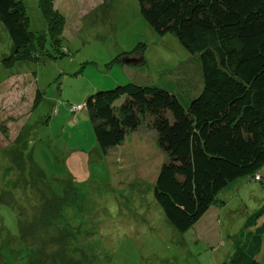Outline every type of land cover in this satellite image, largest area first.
I'll list each match as a JSON object with an SVG mask.
<instances>
[{"label":"rangeland","instance_id":"1","mask_svg":"<svg viewBox=\"0 0 264 264\" xmlns=\"http://www.w3.org/2000/svg\"><path fill=\"white\" fill-rule=\"evenodd\" d=\"M22 1L47 56L7 68L14 48L0 20V264H71L64 256L76 258L72 264H226L233 239L264 209V167L260 180L241 178L219 194L211 226L180 233L155 199L166 156L153 131L142 129L106 155L87 110L70 111L127 83L176 95L182 87L190 102L203 90L199 55L171 33L158 35L138 0H52L65 22L57 40L40 0ZM140 44L143 63H123ZM36 90L44 96L37 105Z\"/></svg>","mask_w":264,"mask_h":264},{"label":"trees","instance_id":"2","mask_svg":"<svg viewBox=\"0 0 264 264\" xmlns=\"http://www.w3.org/2000/svg\"><path fill=\"white\" fill-rule=\"evenodd\" d=\"M138 1L142 17L158 35L171 33L190 54L199 55L203 90L188 102L182 87L176 95L159 86L127 83L91 95L84 103L85 110L106 155L144 128L155 132L156 143L166 156L156 181L155 199L169 223L186 233L220 203L219 194L229 185L249 176L261 179L264 0ZM39 7L57 40L65 24L62 16L52 0H40ZM0 20L14 48L3 61L7 68L17 62H45L47 55L35 42L38 39L43 45L44 39L30 31L22 0H0ZM143 49L140 44L123 59L134 58L138 63L133 65H141ZM35 94L37 105L44 96L39 90ZM121 99L124 102L118 105ZM48 185L46 189L51 191ZM64 187L70 193L69 185ZM68 207L59 214L67 217V225ZM263 214L264 209L247 220L233 239L235 251L226 264H263L259 256L264 222L258 225L257 220ZM46 222L55 227L51 220ZM64 242L62 246H66ZM64 257L71 264L76 259Z\"/></svg>","mask_w":264,"mask_h":264},{"label":"crops","instance_id":"3","mask_svg":"<svg viewBox=\"0 0 264 264\" xmlns=\"http://www.w3.org/2000/svg\"><path fill=\"white\" fill-rule=\"evenodd\" d=\"M20 77V76H19ZM19 77H17V78H19ZM124 80H126L125 78H124ZM29 93H30V95H31V92H30V90H29ZM86 102V101H85ZM84 102V103H85ZM79 104H81V103H79ZM36 108V107H35ZM30 119V118H29ZM29 119H28V121H29ZM28 121H27V124H28ZM77 122V121H76ZM78 125L77 126H79V124H80V121L78 120V123H77ZM29 126V125H28ZM147 131V130H146ZM150 132H152L151 130H150ZM139 133V132H138ZM138 133L136 132V133H134V134H132L131 136H129L128 137V139H127V141H129V142H131L132 143V141H131V139L132 138H134L135 136L134 135H138ZM153 136H156V134H155V132L153 133H151ZM121 147V146H120ZM119 147V148H120ZM119 148H116V149H119ZM33 156V155H32ZM35 165H37L38 166V164L35 162ZM39 167V166H38ZM39 169L41 170V168L39 167ZM41 172H42V170H41ZM18 187V186H17ZM212 210V209H211ZM210 210V211H211ZM210 211L199 221V223H197L194 227H195V229L197 228V227H199V225L201 224V227H200V231L202 230V231H204L207 227H209V226H211V223H213V222H215L216 221V218H215V216H214V218H213V215H212V211H211V213H210ZM210 213V214H209Z\"/></svg>","mask_w":264,"mask_h":264},{"label":"built area","instance_id":"4","mask_svg":"<svg viewBox=\"0 0 264 264\" xmlns=\"http://www.w3.org/2000/svg\"><path fill=\"white\" fill-rule=\"evenodd\" d=\"M86 109V105L85 104H78V105H72L70 107V111L73 113V114H77L79 112H82L83 110ZM259 179V176L256 177V180Z\"/></svg>","mask_w":264,"mask_h":264},{"label":"water","instance_id":"5","mask_svg":"<svg viewBox=\"0 0 264 264\" xmlns=\"http://www.w3.org/2000/svg\"><path fill=\"white\" fill-rule=\"evenodd\" d=\"M124 60V62L126 63V64H130V63H132V64H137L138 63V60H136V59H134V58H128V59H123Z\"/></svg>","mask_w":264,"mask_h":264}]
</instances>
